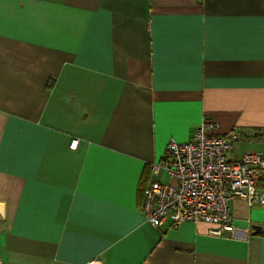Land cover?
<instances>
[{
    "label": "crops",
    "instance_id": "crops-1",
    "mask_svg": "<svg viewBox=\"0 0 264 264\" xmlns=\"http://www.w3.org/2000/svg\"><path fill=\"white\" fill-rule=\"evenodd\" d=\"M204 118L264 149V0H0V264H264V203L222 236L141 210Z\"/></svg>",
    "mask_w": 264,
    "mask_h": 264
},
{
    "label": "built area",
    "instance_id": "built-area-1",
    "mask_svg": "<svg viewBox=\"0 0 264 264\" xmlns=\"http://www.w3.org/2000/svg\"><path fill=\"white\" fill-rule=\"evenodd\" d=\"M217 128L204 118L189 140H168L164 157L150 170L155 175L165 171L173 182L155 179L142 189L141 210L149 224L158 226L167 218L172 226L206 223L209 234L222 236L235 229L230 199L248 206L264 203V149L245 151L233 160L227 154L242 134L236 128L220 134ZM78 142L74 137L69 146L74 149ZM88 264L101 262L93 258Z\"/></svg>",
    "mask_w": 264,
    "mask_h": 264
},
{
    "label": "rangeland",
    "instance_id": "rangeland-1",
    "mask_svg": "<svg viewBox=\"0 0 264 264\" xmlns=\"http://www.w3.org/2000/svg\"><path fill=\"white\" fill-rule=\"evenodd\" d=\"M234 146H235V149H236V152H235L236 154H237V151L239 153V151L242 150L243 148H245V147L247 148L246 144H234ZM257 149H260V148H256V149H252V150H257ZM247 151H249V150H247Z\"/></svg>",
    "mask_w": 264,
    "mask_h": 264
},
{
    "label": "water",
    "instance_id": "water-1",
    "mask_svg": "<svg viewBox=\"0 0 264 264\" xmlns=\"http://www.w3.org/2000/svg\"><path fill=\"white\" fill-rule=\"evenodd\" d=\"M254 228L257 230L258 229V226H254Z\"/></svg>",
    "mask_w": 264,
    "mask_h": 264
}]
</instances>
